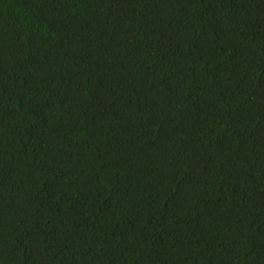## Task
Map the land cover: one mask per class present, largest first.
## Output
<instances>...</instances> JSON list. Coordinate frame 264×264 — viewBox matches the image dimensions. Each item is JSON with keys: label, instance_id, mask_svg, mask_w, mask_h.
<instances>
[{"label": "trees", "instance_id": "16d2710c", "mask_svg": "<svg viewBox=\"0 0 264 264\" xmlns=\"http://www.w3.org/2000/svg\"><path fill=\"white\" fill-rule=\"evenodd\" d=\"M0 264H264V0H0Z\"/></svg>", "mask_w": 264, "mask_h": 264}]
</instances>
